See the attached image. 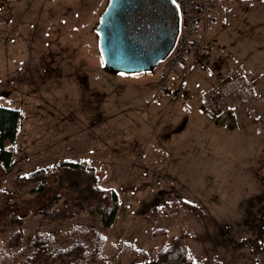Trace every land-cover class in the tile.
<instances>
[{"label":"rangeland","instance_id":"obj_1","mask_svg":"<svg viewBox=\"0 0 264 264\" xmlns=\"http://www.w3.org/2000/svg\"><path fill=\"white\" fill-rule=\"evenodd\" d=\"M107 4L0 0V107L19 112L4 144L13 162H0V246L10 249L17 215L29 253L35 230L65 248L78 228L102 235L96 264L126 244L153 258L151 233L164 229L166 245L184 239L189 264H264V0H213L199 58L117 75L104 70L95 31ZM234 76L252 81L253 97L219 96ZM65 162L92 168L95 187L115 192L111 227L68 209L72 196L53 182ZM39 169L62 196L52 214L73 219L41 218L47 199L26 181ZM78 238L92 250L91 237Z\"/></svg>","mask_w":264,"mask_h":264},{"label":"trees","instance_id":"obj_2","mask_svg":"<svg viewBox=\"0 0 264 264\" xmlns=\"http://www.w3.org/2000/svg\"><path fill=\"white\" fill-rule=\"evenodd\" d=\"M177 6V2L174 3ZM183 65V64H182ZM180 65V66H182ZM179 67V66H178ZM19 123V112L14 109L0 107V162L5 170L9 169L13 162V156L4 149L5 142H13L17 134ZM61 175L59 180L54 177L53 182L62 185L63 190L72 196L68 209L86 211L89 214H96L100 218L101 226L105 229L111 227L115 221L119 210V203L115 192L105 193L95 187L96 177L92 168L83 165L65 162L60 164ZM48 172L39 169L27 177V182L35 185L30 190V195H38L45 198V208L39 212L42 219L49 218L56 222L59 219L70 220L74 214L60 213L52 214L53 206L62 198L51 190L48 184ZM11 223L18 229L9 237L10 249L6 250L0 246V264H45V261L52 263L57 260H69L75 257L73 262L66 264H96L98 261L95 255L100 253L103 246V237L97 231H82L78 228L70 231L74 237L71 244L65 248H53L52 237L44 234L40 229L35 230L30 242L32 252H28L21 247L24 230L21 228L23 219L14 215ZM91 237L92 250L88 251L84 243L78 238L79 234ZM151 239L158 247L155 254L157 264H185L189 255V250L183 238H175L166 245L167 232L164 229L152 231ZM12 251H15L14 253ZM148 254L144 251L136 250L132 245L126 244L121 248L113 263L100 260V264H138V260H147Z\"/></svg>","mask_w":264,"mask_h":264},{"label":"water","instance_id":"obj_3","mask_svg":"<svg viewBox=\"0 0 264 264\" xmlns=\"http://www.w3.org/2000/svg\"><path fill=\"white\" fill-rule=\"evenodd\" d=\"M95 31L106 72L153 71L175 45L179 14L173 0H108Z\"/></svg>","mask_w":264,"mask_h":264},{"label":"built area","instance_id":"obj_4","mask_svg":"<svg viewBox=\"0 0 264 264\" xmlns=\"http://www.w3.org/2000/svg\"><path fill=\"white\" fill-rule=\"evenodd\" d=\"M179 13V32L175 45L165 60V72L184 64L189 57L199 58L206 51L207 43L199 30L213 23V0H176ZM201 28V29H200ZM253 83L249 78L233 77L221 86L219 96L245 101L253 97Z\"/></svg>","mask_w":264,"mask_h":264},{"label":"crops","instance_id":"obj_5","mask_svg":"<svg viewBox=\"0 0 264 264\" xmlns=\"http://www.w3.org/2000/svg\"><path fill=\"white\" fill-rule=\"evenodd\" d=\"M214 22H215V20H214V17H213V23H214ZM213 23H212L210 26H208V27L211 28V27L214 25ZM208 27H207V28H208ZM207 28H206V29H207ZM200 29H201V28H200ZM206 29H205V30H206ZM199 32H200V30H199ZM138 264H157V263L155 262V256H154L153 258H150V257H149L147 260L142 261V262H139ZM185 264H189V262H188V258H187V261H186Z\"/></svg>","mask_w":264,"mask_h":264},{"label":"snow or ice","instance_id":"obj_6","mask_svg":"<svg viewBox=\"0 0 264 264\" xmlns=\"http://www.w3.org/2000/svg\"><path fill=\"white\" fill-rule=\"evenodd\" d=\"M173 3H176V0H173ZM179 7V5H177V8Z\"/></svg>","mask_w":264,"mask_h":264}]
</instances>
